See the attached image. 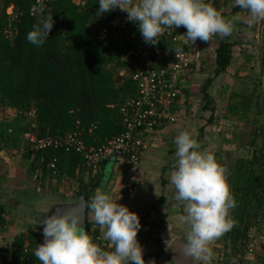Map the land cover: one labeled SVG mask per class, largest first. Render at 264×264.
Listing matches in <instances>:
<instances>
[{
  "label": "crops",
  "instance_id": "crops-1",
  "mask_svg": "<svg viewBox=\"0 0 264 264\" xmlns=\"http://www.w3.org/2000/svg\"><path fill=\"white\" fill-rule=\"evenodd\" d=\"M223 15L226 20H230L234 16H245V13L233 8L230 0H225ZM185 33L186 29L181 31V34ZM251 36V27L237 22L234 31L226 38L214 37L208 43L198 39L193 45L191 41L181 42L184 50L191 55H195L197 51L198 58L179 76V94L174 104L177 122L161 124L149 133L148 149L133 167L106 160L93 171L85 169L80 161L76 162L70 174L65 161L61 162L57 174L53 176L45 166H37L38 157L26 155L28 123L33 114H22L16 108L0 106V121H15L18 130L16 141L7 137L0 138V247L3 251L7 253L12 248L16 237H24V243H30L29 240L33 239L42 244V229L37 223L39 219L47 215L48 211L51 213L54 208L62 206L63 202L59 199L64 198V203L73 204L80 195L77 194L78 189L91 183L88 188V203L97 191L109 193L114 198L120 196L118 203L135 212L141 226L148 223L157 228L156 235L150 232L137 233L145 264H203L202 261L185 256L182 251L188 229L178 220L179 215L184 214L183 208L174 199L175 190L170 184V175L176 164L174 138L181 131H189L199 144L204 145L201 147L203 150L210 151L216 145V137L206 130L208 125L205 114L207 110H212L209 109V104L205 106L202 103L204 99L201 86L208 78L212 79L206 89L211 100L217 82L223 81L229 75V68L231 72L236 71L232 69V62L235 61L238 47L244 46L241 43L249 41ZM222 40L231 44L229 64L223 72L211 76L210 71L214 73L216 68L215 50ZM162 45L165 43L162 42ZM243 55L239 57L240 61L247 57L246 54ZM240 61L238 59L235 62L236 66L240 65ZM125 71L127 69L119 70L118 83L124 80ZM85 217L92 230L103 238L104 229L94 223L87 208ZM248 234L255 246L251 253L243 254L239 264H261L264 261V223L251 226ZM106 244L105 250L111 251L109 242ZM209 247L213 253L210 264H215L217 255L223 250H230L231 244L228 245L227 236L224 234Z\"/></svg>",
  "mask_w": 264,
  "mask_h": 264
},
{
  "label": "trees",
  "instance_id": "trees-1",
  "mask_svg": "<svg viewBox=\"0 0 264 264\" xmlns=\"http://www.w3.org/2000/svg\"><path fill=\"white\" fill-rule=\"evenodd\" d=\"M31 3L32 0H0V26L4 25L2 13L9 4L23 12L16 23L13 40L9 42L0 36V106L16 108L22 113L31 112L33 118H30L28 130H31L30 123H34L37 136L64 135L78 125L85 144L99 147L121 132L119 108L135 90L129 68L122 59L123 49L114 43L99 42L88 26L89 16L81 13L72 0H55L44 12L42 17L52 15L55 23L48 40L37 48L26 39L27 33L41 18L29 16ZM230 45L227 40H222L215 50L213 76L223 72L229 64ZM121 69L127 71L124 80L118 83L115 74ZM211 81L208 78L201 86L205 106L210 100L206 89ZM211 116L212 112L209 121ZM17 134L15 121H0V138L16 141ZM26 155L31 157L29 149ZM32 156H42L44 162L56 158L57 169L66 161L70 174L76 162L81 161L75 152L63 149L34 152ZM232 174L235 179L230 190L237 204L230 210L234 227L226 236L228 245H241L243 255L249 226L256 224L254 219L258 223L264 221L261 213L256 218L264 203V137L261 146L252 151L251 159H238ZM230 178L228 175L227 179ZM91 185L82 186L77 191L78 195L84 196L86 203ZM84 229L88 234L97 233L87 220ZM23 239L16 237L12 248L17 257L13 258H18L19 264L33 263L36 261L34 245L41 243L30 239V249L23 253ZM26 258L29 260L25 261Z\"/></svg>",
  "mask_w": 264,
  "mask_h": 264
},
{
  "label": "clouds",
  "instance_id": "clouds-1",
  "mask_svg": "<svg viewBox=\"0 0 264 264\" xmlns=\"http://www.w3.org/2000/svg\"><path fill=\"white\" fill-rule=\"evenodd\" d=\"M97 17L110 12L126 13V20L138 27L143 42L155 47L166 29L183 26L185 40L192 45L199 39L208 43L214 37H226L237 22L252 26L264 21V0H230L245 16L226 20L221 11L205 0H97ZM55 21L52 15L41 17L27 35V41L39 48L48 40ZM183 49L177 47L175 54ZM175 168L170 175L174 199L183 208L178 220L187 226L183 254L210 264L213 253L209 245L234 227L230 218L236 200L228 184V169L214 153L203 150L189 131L175 138ZM121 197L97 191L90 203L95 224L104 229L103 240L112 250L106 251L93 242L82 226V217L74 212L52 211L37 222L43 243L34 256L40 264H145L143 248L137 240L141 229L138 215L119 204ZM231 264H236L235 259Z\"/></svg>",
  "mask_w": 264,
  "mask_h": 264
},
{
  "label": "built area",
  "instance_id": "built-area-1",
  "mask_svg": "<svg viewBox=\"0 0 264 264\" xmlns=\"http://www.w3.org/2000/svg\"><path fill=\"white\" fill-rule=\"evenodd\" d=\"M55 0H32L28 14L31 17H42L45 11L51 8ZM77 9L89 16L88 26L101 43H114L123 49L122 59L126 61L129 68V76L134 83V93L127 97L120 105L122 130L111 137L106 143L99 147L88 146L81 138L79 126L72 132L64 135L37 136L36 126L30 123V131L27 133L26 143L31 154L34 152L48 151L51 149H63L73 151L81 159V165L87 170H97L103 161L113 156V162L133 167L138 164L140 157L148 149V135L161 124H174L177 122V114L174 104L178 99L179 76L189 69L198 58V52L191 55L184 50L181 42L185 40L181 31L183 26L176 29H166L159 37L160 40L155 47L146 45L139 33L138 27L126 20V13L117 9L105 15L97 17L99 4L97 0H72ZM213 7L221 11L225 0H205ZM23 12L13 4H9L3 10L4 25L0 26V36L11 42L15 35L16 23ZM165 43V46L162 45ZM181 47L182 53L175 54V49ZM22 114H29L24 112ZM37 165H43L55 176L56 158L44 162L42 156L38 157ZM1 174V168H0ZM261 216L264 220V203L261 209ZM264 223V221H261ZM157 228L150 224H143L140 232L157 234ZM93 242L102 249L107 248L106 242L99 233L90 232ZM40 244H35L34 248ZM30 249L29 243H24L21 252L27 253ZM254 249V242L249 235L245 240L243 249L245 253H251ZM17 252L9 248L5 253L0 247V264H19ZM243 255H232L229 251H221L215 264H231L235 259L236 264L240 262ZM29 259L26 258L25 261ZM23 264V263H22ZM25 264V263H24ZM30 264H40L36 259Z\"/></svg>",
  "mask_w": 264,
  "mask_h": 264
},
{
  "label": "rangeland",
  "instance_id": "rangeland-1",
  "mask_svg": "<svg viewBox=\"0 0 264 264\" xmlns=\"http://www.w3.org/2000/svg\"><path fill=\"white\" fill-rule=\"evenodd\" d=\"M250 27L251 39L241 43L244 46L238 47L235 61L232 62V69L236 71L231 72L229 68L227 73L229 75L225 76L223 81L217 82L215 92L208 103L209 109L212 110L210 121L208 118L211 111L207 110L205 114L207 133L216 137V145L212 146L210 152L214 153L216 160L228 169L231 177L228 180L230 188L231 182L235 179L232 173L238 159L241 157L251 159L252 151L261 146L264 137V21ZM243 54L247 57L242 63L239 57ZM238 59L240 65L236 66L235 62H238ZM210 75L213 76V71H210ZM118 77L119 73L115 74L116 81ZM202 103L205 101L202 100ZM59 200L63 205L68 204L64 203L66 201L64 198ZM47 213L51 214L50 211ZM260 213L261 211L256 218ZM253 221H256L254 224L258 223L257 219ZM241 248L240 244L231 245L228 251L235 256L241 255Z\"/></svg>",
  "mask_w": 264,
  "mask_h": 264
},
{
  "label": "water",
  "instance_id": "water-1",
  "mask_svg": "<svg viewBox=\"0 0 264 264\" xmlns=\"http://www.w3.org/2000/svg\"><path fill=\"white\" fill-rule=\"evenodd\" d=\"M108 161L109 162H113V156H111L108 159ZM85 204H86V200H85L84 196L82 194H80L73 204L62 205L60 207H56L55 210L74 212V213L80 215L82 217V222H83L82 226L84 227L85 223H86V217H85V215H86V207H84Z\"/></svg>",
  "mask_w": 264,
  "mask_h": 264
}]
</instances>
